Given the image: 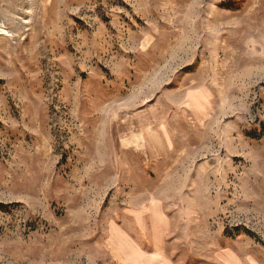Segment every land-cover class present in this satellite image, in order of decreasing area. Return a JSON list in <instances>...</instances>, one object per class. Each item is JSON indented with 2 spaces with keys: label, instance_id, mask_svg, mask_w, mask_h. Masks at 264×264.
I'll return each instance as SVG.
<instances>
[{
  "label": "rangeland",
  "instance_id": "rangeland-1",
  "mask_svg": "<svg viewBox=\"0 0 264 264\" xmlns=\"http://www.w3.org/2000/svg\"><path fill=\"white\" fill-rule=\"evenodd\" d=\"M111 222L264 264V0H0V264H146Z\"/></svg>",
  "mask_w": 264,
  "mask_h": 264
},
{
  "label": "crops",
  "instance_id": "crops-1",
  "mask_svg": "<svg viewBox=\"0 0 264 264\" xmlns=\"http://www.w3.org/2000/svg\"><path fill=\"white\" fill-rule=\"evenodd\" d=\"M150 215H153V213L150 214ZM150 220H152V222H151L152 229L149 232L151 234V238L153 237L155 239V241L157 240V242H159V245L162 246L161 245V241L163 240L162 232L156 236L154 231H153V218L151 217ZM165 220H166V218H165ZM164 228H163V230H164ZM114 230H115V232L119 231L121 233L122 238H123V240H124V242L126 244H132L133 246H135V247H137L139 249L141 255L147 256V259L145 261L146 264H170L169 260L165 257V251L163 249H160L159 251H154L153 254H150V253L142 251L141 248L138 246V244L133 242L128 237L126 230L122 226H120L119 224H117L115 222H111L110 225H109V243L113 247L115 252L120 257H122L125 261H126V257L129 255L130 251H118L119 248L116 246V244L115 243L111 244V239H113L111 237V235L113 234ZM126 262L128 264H130L128 261H126Z\"/></svg>",
  "mask_w": 264,
  "mask_h": 264
}]
</instances>
